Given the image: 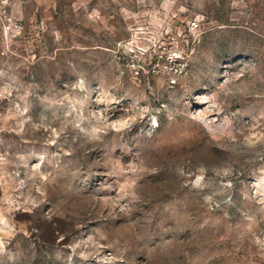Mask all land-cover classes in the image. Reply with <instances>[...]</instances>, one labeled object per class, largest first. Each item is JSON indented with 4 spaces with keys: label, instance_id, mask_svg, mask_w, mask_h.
Returning <instances> with one entry per match:
<instances>
[{
    "label": "rangeland",
    "instance_id": "rangeland-1",
    "mask_svg": "<svg viewBox=\"0 0 264 264\" xmlns=\"http://www.w3.org/2000/svg\"><path fill=\"white\" fill-rule=\"evenodd\" d=\"M0 264H264V0H0Z\"/></svg>",
    "mask_w": 264,
    "mask_h": 264
}]
</instances>
